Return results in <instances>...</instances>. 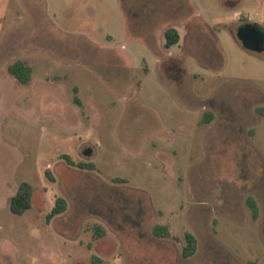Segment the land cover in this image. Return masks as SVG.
<instances>
[{
    "label": "rangeland",
    "instance_id": "374dc122",
    "mask_svg": "<svg viewBox=\"0 0 264 264\" xmlns=\"http://www.w3.org/2000/svg\"><path fill=\"white\" fill-rule=\"evenodd\" d=\"M240 22L264 30V0H0V264H264V53Z\"/></svg>",
    "mask_w": 264,
    "mask_h": 264
},
{
    "label": "trees",
    "instance_id": "16d2710c",
    "mask_svg": "<svg viewBox=\"0 0 264 264\" xmlns=\"http://www.w3.org/2000/svg\"><path fill=\"white\" fill-rule=\"evenodd\" d=\"M164 48L169 49L172 46L176 45L179 42V35L175 28H167L164 33ZM8 71L11 75H13L21 84H26L30 81L31 78V70L29 67L25 66L22 62L17 61L11 64L8 67ZM78 103V101L76 100ZM210 117H207L209 119ZM70 165H74L68 156H63ZM79 168H92L90 164H82L78 165ZM32 201V187L27 182H22L17 187V190L13 196L9 199L10 211L14 215H23L28 209L31 207ZM247 206L251 210L252 218H256L257 207L252 198H248ZM66 208L65 200L62 198H56L53 207L47 214V221L52 217L59 215ZM153 233L159 237H169L170 233L168 231L167 226L165 225H156L153 228ZM104 232L100 226H97L94 233L93 239H98L103 236ZM185 244L181 250V257L184 259L190 258L194 255L197 247V242L194 235L190 232H185L183 235ZM94 264H100L101 260L97 256H93Z\"/></svg>",
    "mask_w": 264,
    "mask_h": 264
},
{
    "label": "water",
    "instance_id": "95a60500",
    "mask_svg": "<svg viewBox=\"0 0 264 264\" xmlns=\"http://www.w3.org/2000/svg\"><path fill=\"white\" fill-rule=\"evenodd\" d=\"M246 27L240 28L238 30L237 35H236L237 39L242 43V46L245 49L261 51L262 48H259L258 46L256 47V45H259V46L264 45V32H261L260 30L255 29L257 33L256 35H251L250 33L242 35L241 31L246 29Z\"/></svg>",
    "mask_w": 264,
    "mask_h": 264
},
{
    "label": "flooded vegetation",
    "instance_id": "af4514ba",
    "mask_svg": "<svg viewBox=\"0 0 264 264\" xmlns=\"http://www.w3.org/2000/svg\"><path fill=\"white\" fill-rule=\"evenodd\" d=\"M230 23H232L231 21H230ZM231 25V24H230ZM247 25H249V26H247ZM247 26V27H246ZM244 27H246V29H244L243 31H241V34L242 35H244V34H251V35H256L257 33H256V30L255 29H258V30H260V31H264V30H262L260 27H259V25L258 24H255V23H247V22H240V24L237 26V28H236V31H235V37L237 38V32H238V30L240 29V28H244ZM238 40V39H237ZM239 41V40H238ZM240 42V41H239ZM240 44H241V46H242V43L240 42ZM259 47V48H262V50L261 51H255V50H248V49H245L243 46H242V48L243 49H245L246 51H249V52H251V53H253V54H261V53H264V45H256V47Z\"/></svg>",
    "mask_w": 264,
    "mask_h": 264
}]
</instances>
